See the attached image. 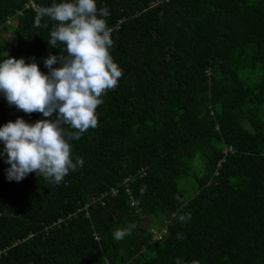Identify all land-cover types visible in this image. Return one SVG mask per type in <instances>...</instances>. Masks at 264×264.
Listing matches in <instances>:
<instances>
[{"label":"trees","instance_id":"16d2710c","mask_svg":"<svg viewBox=\"0 0 264 264\" xmlns=\"http://www.w3.org/2000/svg\"><path fill=\"white\" fill-rule=\"evenodd\" d=\"M26 1L0 0V62L35 57L47 73L64 45H48L55 22L34 26ZM96 3L122 76L97 127L69 141L84 164L60 184L9 181L0 156V264H264V0ZM18 117L49 119L0 93V127Z\"/></svg>","mask_w":264,"mask_h":264},{"label":"clouds","instance_id":"9594fccd","mask_svg":"<svg viewBox=\"0 0 264 264\" xmlns=\"http://www.w3.org/2000/svg\"><path fill=\"white\" fill-rule=\"evenodd\" d=\"M108 16L107 6L97 8L96 0H61L40 8L34 26H41L44 17L54 21L48 45L63 44L66 53H49L44 58L47 73L40 70L35 57L26 63L24 58L2 53L5 59L0 62V93L9 107L49 118L28 123L18 117L0 127V141L4 143L0 156L6 154L5 163L10 165L6 169L9 181L20 182L35 172L37 177L58 185L70 170L83 166L80 157L73 163L69 141L97 127L96 110L103 103L102 96L115 89L122 76L109 52L113 40L106 24ZM185 219L180 217L181 221ZM135 227L129 223L117 228L114 239L120 241L131 235ZM178 238L182 237L178 234ZM176 264H181L179 259Z\"/></svg>","mask_w":264,"mask_h":264},{"label":"rangeland","instance_id":"374dc122","mask_svg":"<svg viewBox=\"0 0 264 264\" xmlns=\"http://www.w3.org/2000/svg\"><path fill=\"white\" fill-rule=\"evenodd\" d=\"M240 78L247 80V81H254L258 78V76L254 73L249 71H241L239 73ZM179 187L182 191H185V195L189 196L192 192L191 182L189 181H182L179 183Z\"/></svg>","mask_w":264,"mask_h":264},{"label":"built area","instance_id":"2783aa9c","mask_svg":"<svg viewBox=\"0 0 264 264\" xmlns=\"http://www.w3.org/2000/svg\"><path fill=\"white\" fill-rule=\"evenodd\" d=\"M23 7H25V9H30L33 12H37L39 10V8L37 6H35L34 3L32 1H30V0H27L25 5H23ZM115 194H116V192L111 191V195L112 196H115ZM135 205H136L135 202H133L131 200L130 206L134 207ZM154 237H155L156 240H158L160 238L159 233H156V234L154 233Z\"/></svg>","mask_w":264,"mask_h":264}]
</instances>
